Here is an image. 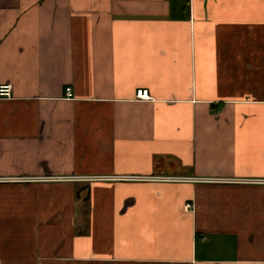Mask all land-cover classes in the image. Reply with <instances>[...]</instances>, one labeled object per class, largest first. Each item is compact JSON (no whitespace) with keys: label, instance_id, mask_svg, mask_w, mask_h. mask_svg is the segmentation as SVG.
Returning a JSON list of instances; mask_svg holds the SVG:
<instances>
[{"label":"crops","instance_id":"1","mask_svg":"<svg viewBox=\"0 0 264 264\" xmlns=\"http://www.w3.org/2000/svg\"><path fill=\"white\" fill-rule=\"evenodd\" d=\"M1 85L0 264H264V0H0Z\"/></svg>","mask_w":264,"mask_h":264},{"label":"built area","instance_id":"2","mask_svg":"<svg viewBox=\"0 0 264 264\" xmlns=\"http://www.w3.org/2000/svg\"><path fill=\"white\" fill-rule=\"evenodd\" d=\"M66 97H70V89L67 88L65 90ZM12 96L11 87L9 85H1L0 86V99L6 100L10 99ZM135 98L137 100H149V95L146 90H138L136 91ZM186 208L189 210L190 205H187Z\"/></svg>","mask_w":264,"mask_h":264}]
</instances>
